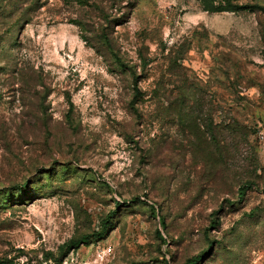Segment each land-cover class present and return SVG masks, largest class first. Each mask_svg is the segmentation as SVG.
Masks as SVG:
<instances>
[{
	"label": "rangeland",
	"instance_id": "obj_1",
	"mask_svg": "<svg viewBox=\"0 0 264 264\" xmlns=\"http://www.w3.org/2000/svg\"><path fill=\"white\" fill-rule=\"evenodd\" d=\"M190 258L264 264V0H0V264Z\"/></svg>",
	"mask_w": 264,
	"mask_h": 264
},
{
	"label": "trees",
	"instance_id": "obj_2",
	"mask_svg": "<svg viewBox=\"0 0 264 264\" xmlns=\"http://www.w3.org/2000/svg\"><path fill=\"white\" fill-rule=\"evenodd\" d=\"M104 43L109 44V41H108V39L106 38V36H104ZM115 58H116L117 62H119L120 64H122L120 58H119L117 55H116ZM239 193L241 194V196H243V195L245 194V188L241 187ZM83 242H84V241H81V239H76V240H73V239H72V240L68 241V243L66 244V246H67V247L72 246L73 248H75V247H77L80 243H83ZM63 247H65V245H64ZM63 247H62V248H63ZM197 261H198L197 258H190V259H188V260L186 261V264H196Z\"/></svg>",
	"mask_w": 264,
	"mask_h": 264
}]
</instances>
